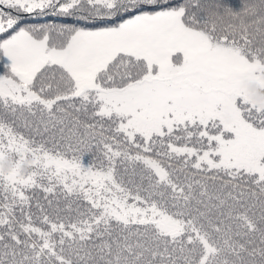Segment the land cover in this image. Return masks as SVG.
I'll use <instances>...</instances> for the list:
<instances>
[{"label": "snow or ice", "instance_id": "1", "mask_svg": "<svg viewBox=\"0 0 264 264\" xmlns=\"http://www.w3.org/2000/svg\"><path fill=\"white\" fill-rule=\"evenodd\" d=\"M252 84L264 0H0V264H264Z\"/></svg>", "mask_w": 264, "mask_h": 264}, {"label": "rangeland", "instance_id": "2", "mask_svg": "<svg viewBox=\"0 0 264 264\" xmlns=\"http://www.w3.org/2000/svg\"><path fill=\"white\" fill-rule=\"evenodd\" d=\"M248 91H249V95L250 97L255 100L257 103H264V101H257L254 97L256 95V93H261V94H264V92H261L259 90V88L255 85V84H252V85H249L248 86Z\"/></svg>", "mask_w": 264, "mask_h": 264}, {"label": "trees", "instance_id": "3", "mask_svg": "<svg viewBox=\"0 0 264 264\" xmlns=\"http://www.w3.org/2000/svg\"><path fill=\"white\" fill-rule=\"evenodd\" d=\"M2 167L5 169V170H8L12 167V162L10 159L8 158H5L4 161H3V164H2ZM26 170V168L24 169Z\"/></svg>", "mask_w": 264, "mask_h": 264}, {"label": "clouds", "instance_id": "4", "mask_svg": "<svg viewBox=\"0 0 264 264\" xmlns=\"http://www.w3.org/2000/svg\"><path fill=\"white\" fill-rule=\"evenodd\" d=\"M257 101H264V94L261 93H256L255 97H254Z\"/></svg>", "mask_w": 264, "mask_h": 264}]
</instances>
